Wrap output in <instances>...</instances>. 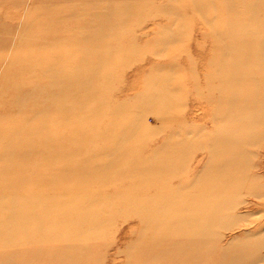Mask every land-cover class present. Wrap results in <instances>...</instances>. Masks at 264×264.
I'll return each mask as SVG.
<instances>
[{
    "label": "rangeland",
    "instance_id": "1",
    "mask_svg": "<svg viewBox=\"0 0 264 264\" xmlns=\"http://www.w3.org/2000/svg\"><path fill=\"white\" fill-rule=\"evenodd\" d=\"M0 264H264V0H0Z\"/></svg>",
    "mask_w": 264,
    "mask_h": 264
},
{
    "label": "bare ground",
    "instance_id": "2",
    "mask_svg": "<svg viewBox=\"0 0 264 264\" xmlns=\"http://www.w3.org/2000/svg\"><path fill=\"white\" fill-rule=\"evenodd\" d=\"M91 81V80H90ZM86 84V83H85ZM168 84V83H167ZM95 88V87H94ZM96 91V90H95ZM52 97V96H51ZM167 98H170V97H167ZM61 100V99H60ZM250 104V103H249ZM160 106V105H159ZM73 117V116H72ZM259 118V117H258ZM263 118V117H262ZM111 152V151H110ZM108 160V159H107ZM168 169V168H167ZM11 192V191H10ZM70 246V247H69ZM67 249H72V246L71 245H68ZM80 253V252H79ZM81 254V253H80ZM39 262V261H38Z\"/></svg>",
    "mask_w": 264,
    "mask_h": 264
}]
</instances>
